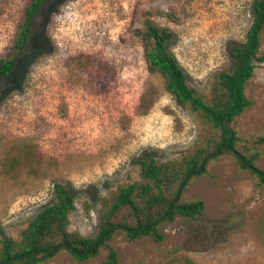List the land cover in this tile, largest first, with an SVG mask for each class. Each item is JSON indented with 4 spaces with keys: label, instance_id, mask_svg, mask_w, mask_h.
<instances>
[{
    "label": "rangeland",
    "instance_id": "1",
    "mask_svg": "<svg viewBox=\"0 0 264 264\" xmlns=\"http://www.w3.org/2000/svg\"><path fill=\"white\" fill-rule=\"evenodd\" d=\"M254 2L52 0L20 51L27 0H0V57L18 54L13 73L0 80V161L19 145L35 154L17 172L0 163V234L17 236L62 184L75 196L69 229L94 236L100 199L141 180L143 155L165 161L206 143L212 124L147 70L134 31L146 16L173 28V51L190 85L210 100L216 76L231 68V46L247 39ZM80 54L91 55L90 64L81 67ZM246 94L253 105L232 123L237 147L264 169V63ZM183 196L202 199L205 211L162 224L163 239L116 235L121 264H264V184L234 156L214 159ZM106 253L80 262L63 251L41 264H102Z\"/></svg>",
    "mask_w": 264,
    "mask_h": 264
},
{
    "label": "trees",
    "instance_id": "2",
    "mask_svg": "<svg viewBox=\"0 0 264 264\" xmlns=\"http://www.w3.org/2000/svg\"><path fill=\"white\" fill-rule=\"evenodd\" d=\"M50 1L27 0L16 37V47L20 51L33 38L36 22ZM253 16L246 41L231 46V68L216 76L210 100L190 85L173 51L178 33L146 16L144 27L135 29L134 34L141 40L147 70L162 74L167 90L175 99L191 106L212 124L213 136L179 158L162 161L153 155H143L139 160L141 180L120 185L112 196L100 199L98 231L94 236L69 229L70 216L76 209L75 196L71 189L56 184L55 199L41 208L17 236L0 234V264H41L63 251L83 262L102 250L107 252L102 264H121L111 243L116 235H123L130 241L144 236L163 239L162 224L178 216L197 218L205 211L202 199L187 200L183 195L194 178L207 174L210 163L226 154L234 156L242 169L250 171L259 184H264V169L255 163V155L248 156L238 149L239 135L232 125L237 116L253 105L246 94V86L255 68L264 63V53H261L264 0H255ZM79 56L81 67L92 61L91 55ZM17 61L18 54L0 57V80L13 73ZM146 103L144 95L140 108L146 107ZM27 153L35 157L29 146L13 147L0 163L7 171L17 172L22 165H29Z\"/></svg>",
    "mask_w": 264,
    "mask_h": 264
}]
</instances>
